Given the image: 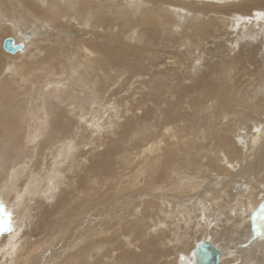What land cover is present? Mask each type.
Wrapping results in <instances>:
<instances>
[{
    "label": "bare ground",
    "instance_id": "obj_1",
    "mask_svg": "<svg viewBox=\"0 0 264 264\" xmlns=\"http://www.w3.org/2000/svg\"><path fill=\"white\" fill-rule=\"evenodd\" d=\"M246 15L251 16L249 20L243 19ZM113 25L124 28L120 31L124 46L117 42L112 45L119 35ZM7 36L16 44L23 43L24 49L6 53L2 42ZM157 43L163 44L167 61L161 57L164 55H145ZM242 70V74H248L246 78H239ZM166 71L177 80L170 87L163 81ZM176 72L182 78L175 77ZM147 75L149 82L143 79ZM124 76L125 85L120 87ZM128 82L140 84L137 93L141 97L137 100L133 92L127 98H118L128 91ZM143 85H150L148 92ZM166 85L170 90L165 91ZM26 93L30 99L24 102ZM54 95L60 104H50L49 96ZM38 100L43 101L36 111V118L41 116L37 133L52 127L63 138L56 146L60 154L51 157L55 171L49 174L53 173L54 179L50 183L52 178H46L41 188L34 185V196L41 194L46 199L55 193L63 195L81 182L96 195L101 180L89 175L92 168L80 177L87 163H74L72 159L71 179L76 180L70 181L58 175L63 167L56 166L55 161L76 153L83 142L80 135L87 130L90 136L86 138H93V142L95 133L99 136L111 127L117 130L120 124L122 139H133L132 149L121 152L120 146L115 148L118 164L125 167L119 179L123 182L128 177L121 191L141 184L145 187L143 199L139 200L140 195L135 205L132 193L123 196L121 201L127 200L122 203L128 208H119L122 214L116 213L109 227L93 239L90 251L101 252L103 258L94 260L92 255L84 258L79 254V258L71 256L69 264H131L137 254L139 259L147 252L150 241H155L158 248L150 251L151 258L145 256L148 264H183L185 259L186 264H195L194 249L204 242L219 250V264H264V238H257L250 229V215L264 200V0H0V149L4 153L18 149L20 134L25 132V110L31 111L29 103L38 104ZM147 101H154L155 108L146 106ZM162 101L166 104L161 108ZM131 106L141 110L134 115L136 127L130 117L123 116L131 112ZM119 111L122 122L114 119ZM70 120L74 124L68 130ZM189 135L192 139L185 140ZM248 152L254 154L252 160ZM135 159L141 160L136 167L132 166ZM23 160H13V175ZM224 161L232 163L229 168L234 178H228ZM240 163L245 164L244 169L236 171ZM184 170L193 175L186 176ZM110 188L117 190L116 186ZM64 219L62 214L58 224ZM107 235L111 236L108 241L101 240ZM121 238L140 252L118 254L119 248L113 247ZM71 245L63 250L71 254ZM169 251L176 253L173 261L168 259ZM155 253H160L157 260ZM110 254L116 258L112 260Z\"/></svg>",
    "mask_w": 264,
    "mask_h": 264
},
{
    "label": "rangeland",
    "instance_id": "obj_2",
    "mask_svg": "<svg viewBox=\"0 0 264 264\" xmlns=\"http://www.w3.org/2000/svg\"><path fill=\"white\" fill-rule=\"evenodd\" d=\"M232 13H230L229 15L231 16ZM241 17L243 18V16H241ZM249 17H251V16L250 15L249 16L246 15V16H244L243 19L249 20ZM143 26L144 27L146 26L147 28L146 27L145 28L147 30L151 29V27L146 25V24H144ZM112 28L116 29L115 30L116 35L117 34L120 35V36L118 35V36L114 37L113 40H115V42L113 41L112 45H115L116 42L120 43V41H122L121 40L122 37H121V32L120 31H122L124 28H121V27L116 28L114 25L112 26ZM140 28H141V30L145 29L142 26H140ZM119 29H121V30H119ZM146 29H145V31H146ZM117 31H118V33H117ZM218 41H220V40H218ZM130 43H131L130 45H138V43H136V44H134V42H130ZM120 44H118V45H120ZM162 45L163 44H159L158 45V43L156 45H153L152 47H154V48L156 47L157 49L156 48L155 49L151 48V49H149L150 53L146 52L145 55H147V56H148V54L153 55V56L164 55V56H161V57H163L167 61L168 60V57H167L168 55L166 53H162V51L165 52V49L162 47ZM121 46H124V45L121 44ZM208 46L209 45H207V47ZM158 47L159 48L162 47L163 49L162 48L159 49ZM213 47L214 46L211 44V49H213ZM156 50L157 51L161 50V52H157ZM183 50H184V48H183ZM203 68H205V67H203ZM186 69L187 68H185V70ZM167 72L168 71H166V75L169 78L167 76H165L163 78V81H167V82H164V84L166 83L168 85V87H170L177 80L173 79L174 77H172ZM242 72H245V70L244 71L243 70L239 71V78H240V76L241 77L244 76V78H246V76L248 74H245V73L242 74ZM177 76L182 78L183 75L177 73V75L175 77H177ZM148 78H149V75H147L146 77L143 76V79H145V81H147V82H149ZM237 78H238V75H237ZM125 80H126L125 76L121 77L120 83L118 85L120 87L124 86L125 85ZM62 81H63V83L67 82V81H64V80H62ZM123 83H124V85H123ZM130 83H132V82H128V84L126 85V89H128V91L125 92V93L121 92L120 95L121 94L122 95L121 96L119 95L118 98H122V97L123 98H127L132 92H133L135 100H137L139 97H141L137 93V92L141 91L140 84L133 83V85L135 84L134 87H133V85L130 84ZM188 83H190V82H188ZM150 84L152 85V83H150ZM167 85L163 87L165 89V91L166 90L167 91L170 90V88L167 89L168 88ZM143 86L145 87V91L148 92L150 85H147V86L143 85ZM132 89H133V91H132ZM129 92H131V93H129ZM134 92L137 93V94H135ZM27 94L28 93H26V97L23 99L24 102H25V100L30 99V98H27L28 97ZM124 95H125V97H124ZM55 96L56 95H54L52 98H50V96H49L50 104H52V105L53 104L54 105L55 104H60V102L57 101L59 99H57ZM111 99H113V96H112ZM111 99H110L109 103L113 102V101L111 102ZM38 101H40V103H38V104L35 101H33V102L31 101L29 103V106L31 105V108H32V109L31 108L29 109L31 111H28V110L26 111L25 110V112H26L25 116L26 117H25V122L23 124L24 128H25V130H24L25 132H23V133L21 132L23 135L20 134V136H21L20 137L21 138V144L20 145L21 146L19 145L18 149H15V151L13 150V153L16 152V151H18V152L14 153V154L12 152L11 153L10 152L4 153L0 149V196L3 197V198H0V264H35L36 261L38 262V264H46V263H43V261H46V260L48 262L50 261L48 264H53V263L54 264H56V263L57 264H65V262L66 263L68 262V264H69V261L70 262L72 261V257L71 256H75V257L79 258V254L81 256H83L84 258L85 257H90L92 255L94 257V260L96 258L99 259L100 257L103 258V254L101 252H99V251H90L91 245L95 243L93 239H96L97 236L101 235L103 228H108L109 227L110 223H112L114 221V216L116 215V213L119 212V214H122L120 209H122V208L127 209L128 208V207L123 205V203H126L127 200L122 199L123 201H121V198L123 196H125L127 193L128 194L132 193V194H130L131 195L130 198L133 196L132 198L134 199L133 202H134V205H135V202H136L135 199L136 198L139 199V196L141 195L139 200H142L143 199L142 197H143V195L145 193L144 184H143V187H142V184H141L139 186L133 187L132 189L127 187L128 189H126L125 191H121V188H120V187H124V189H125V184L127 182H124V181L125 180L127 181L128 177H126V179H125V177L123 178V182L124 183L121 182L122 178H121V180L119 179L121 177L120 173H122V171H124L125 167L123 165L124 168H122V164H118L117 160H120L119 157H118L119 153H118L117 149H115V148H117V146H120V150L122 152L123 150L128 149V148L131 147L130 144L132 143L133 139H131V141L127 140V138H123L122 139V131H123V129H122V125L121 124H120V127L117 130L113 131V128L111 127L110 128L111 130L108 129L107 132H103L99 136H97L98 133H95L94 137L96 139L93 141L94 143L91 142V140L93 138L92 139L91 138H88V139L86 138V137L90 136V134L88 133V130H87L86 133H83V134L80 135V141H83V142H80L81 144L79 143L80 144L79 145V149H77L76 153H74V154L71 153L70 156H67L63 160H61V159L60 160H56L55 161V165L56 166L57 165H61V167H63V168H60L61 170L59 169L60 172L58 173V175L62 174V175H64L65 179L72 181L73 179L76 180V177H73V179H71L72 178V176H71L72 173L70 172V168L72 167V163H70V162H72V159L75 161L74 163L79 162L80 160L84 161L83 165H85L87 163V165H85L87 167L83 166L84 170L83 171L81 170L79 172L80 173V177L82 179V176L83 177L85 176V173H87V168H92L90 171H88V172H90L89 175L90 174H92V175L95 174L98 177V180L99 181L101 180L100 184L99 183L97 184L98 187L95 189V192H94V193H97V194L93 195V191L91 190V188L85 187L84 183L82 184V182H81V183L76 184L72 188L66 189L64 191L63 195L55 193L57 196L56 195L55 196H50L49 195V196H47L48 198H46V199L42 198L43 195H41V194H39V195L36 194V195H38V197L36 195L34 196V194H35V192L33 191L34 185H37L38 187H40V186L43 187L42 185H46V181H45L46 178H49V177L52 178L50 183L53 181V179H54V177H53L54 174L53 173L55 171V167L53 166L52 163H51L52 165L50 164V162H54V160H52L51 157L52 156L55 157L57 154H60L59 151H58V147H56V146L60 144V138H63L62 136H60L61 134H57L58 130L56 128L52 129V127H50L52 130L49 127H47V128L44 127L43 128L44 130H42V132L37 133L38 131H40L39 130V128H40L39 122H40L41 116L36 118V111L41 109L43 100H38ZM165 104L166 103L164 101H162V102H160L159 107L162 108ZM129 105H130V102L127 104L126 108H129ZM46 106H47V103H46ZM146 106L155 108L156 103L154 101H147L146 102ZM133 107L134 106H131V109H130L131 112L133 113V115L130 112V113L124 114L123 116L125 118L130 117L134 127H136L137 126V121H136V117L134 115L136 113H140L141 110H138L139 112L135 111V110H133ZM121 108L122 107H120L119 109H121ZM61 110H62V108H61ZM30 113H31V115H30ZM120 113L121 112L119 111V114L117 116L115 115L114 119H116V118L120 119L121 122H122L123 118H119L120 117ZM38 115H40V114H38ZM66 116L68 117L67 114H66ZM65 119H63V120H65ZM109 120L111 121L112 118H110ZM61 122H62V119H61ZM113 122L114 121H112V124H113ZM104 123H105V121H104ZM36 124L38 126H36ZM68 124H69V126H67L66 128L68 130H70L74 123L70 120V122ZM112 124H111V126H112ZM60 125L61 124H59L58 126H60ZM112 131L114 132L113 134H111ZM55 133L57 135H55ZM65 133H67V132H65ZM68 134H69V132H68ZM64 135L66 136L67 134H64ZM16 136L18 137V135H16ZM55 136H57V138ZM191 139H192V136L189 135L188 137H186L185 140H191ZM121 140H122V142H121ZM126 141H129V142H126ZM92 143L93 144L96 143L95 145H93L95 147V149L91 145ZM50 145H51V147H50ZM181 145H182V147L187 146V144H181ZM237 145H239V142H236V146ZM130 149H132V148H130ZM54 150H56V152ZM92 150H95V153H92L93 152ZM50 151H51V153H50ZM134 152H136V150ZM9 153H10V155H9ZM85 153H86V157L84 155ZM250 153L251 152H248V159L252 160L253 157H254V154L251 155ZM5 154H6V157H5ZM20 154H23L24 156L21 157V156H19ZM95 155H96V157H95ZM12 156H13V160L14 159H18V158H21V159L23 158L24 159L23 162L20 163V168L18 170H16L17 171L16 176L13 175V173H11V170L13 169V167H12L13 160L12 161L8 160ZM82 158H84L85 160L82 159ZM48 159H49V161H48ZM134 161H136V162H134ZM134 161H133L134 164L132 163V166L136 167V166L140 165L138 163L141 162V160L139 161V159H135ZM93 162H96V163H93ZM46 163H47V165H46ZM244 163L237 164V166H235V168L238 167V169L236 168V171H238L239 169H244L243 168L244 165H245ZM88 164H90V165H88ZM224 164L225 165L227 164L226 167L229 169L228 172L226 171V174L227 175L229 174L228 178L229 179L234 178V175H232V170H231V168H229V166H231L232 163L229 164V162H225L224 161ZM259 165H260V163H257L256 164V168H258ZM4 166L6 167V169H5ZM262 168H264V166ZM52 169H54V171ZM51 170L53 171V173L49 174V172ZM67 172H68V174H67ZM184 174L186 176L187 175H193V173H189L188 174L187 170H184ZM226 174H224V175H226ZM194 175H199V173H196ZM227 175L225 177H227ZM105 176H106V178H105ZM110 177H111V179H108ZM64 178L61 179V182H63ZM113 178H115V180ZM40 180L41 181L44 180L42 184H41ZM106 182H108V184ZM110 182L114 183V186L117 187V190L110 188V187H114L113 184L110 183ZM117 183L120 184V185L118 186ZM122 183H123V185H121ZM7 184H8V186H7ZM5 186H6V188H8L7 190H6V188H4ZM134 188H136L138 190L135 191L136 189H134ZM201 188H202V186L200 187V189ZM62 189L63 188H61V190ZM56 190H57V192H59L60 189L57 188ZM128 190H130V191H128ZM133 190H134V192H133ZM148 191H146V192H148ZM98 192H99V194H98ZM31 193H32V196H30ZM148 193H150V192H148ZM135 195L137 197H135ZM33 196H34V198H33ZM194 196L195 195H193L192 197H194ZM90 197H92V198H90ZM84 199H86V200H84ZM112 199L115 202H113ZM71 200H72V206L70 205L71 204ZM119 200L121 201V203L119 202ZM129 201L130 200H128V202ZM233 201L234 200L232 199L231 202H233ZM130 202H132V200ZM133 202L129 203V204H132V206H133ZM88 203H90V205ZM108 203H111L112 205L109 206ZM235 203H236V201L234 202V204ZM75 206H77L78 208H76ZM83 206L84 207L86 206V207L84 208ZM103 206H105V207H103ZM22 207H24V208H22ZM71 207H72V209H70ZM86 208L89 209V211ZM104 208H106V209L104 210ZM62 210H64V211H62ZM95 210H96V212H95ZM71 211L73 212V217L70 216V214H72ZM74 211H75V213H74ZM81 211L82 212L84 211V212L82 213ZM102 211H103V214H102ZM43 213H44V215H43ZM110 213H112V214H110ZM113 213H115V214H113ZM17 214H19V215H17ZM62 214H64V217H65L66 220L64 219V221H63L64 224L61 223L59 225L58 224L59 221H57V220H59V217H61ZM107 214L108 215L110 214L109 217H108ZM14 215H16V216H14ZM66 215H69V217L66 216ZM88 217H90V218H88ZM10 220H11V222H10ZM13 220L15 221V223H14ZM102 220H104L103 221L104 223L102 222ZM105 220L106 221L108 220V221L105 222ZM68 221H69V223H68ZM83 223H84V225H81ZM18 226H20V227H18ZM225 230H227V229H225ZM85 231L86 232L88 231V232L86 233ZM107 231H109V230H107ZM11 232H13V233H11ZM48 232H50V233H48ZM224 234H226V236L229 237L230 233L228 234V232H226ZM84 235H85V237H82ZM136 235H137V233L135 234V236L133 238H135ZM110 237H111L110 235L101 236V240L108 241L110 239ZM86 238H88L89 240L87 239V241H85ZM2 241H3V243H2ZM43 241H44L45 244L43 243ZM124 241L125 240L123 238H121L120 239V243L115 244V245H118V246L114 245V247H113V248H115V247L119 248V250L117 251L118 254L119 253H130L132 251L137 252V250H138V252H140L139 248H134V247H130L129 245H125ZM74 244H79V246L76 247ZM70 245L72 246L71 247V249H72L71 254L69 252L66 253L64 251ZM101 245L102 244L100 243L98 245V247L101 246ZM85 246H86V251L87 252L85 251ZM154 248H158V244L157 243L155 244V241H150L149 242V246L146 247L147 252L145 254H143L141 256V258H139V259H138V254H137L136 257H135V260L131 264H148L147 263L148 259L145 256L148 255L150 257V251H154L153 250ZM163 251H164V249H163ZM179 252H181V250L178 251V253ZM169 253H170V255H169L168 259L169 260L174 259L176 253L174 251H169ZM154 255H152V256H154L156 260L159 259L160 253H155ZM59 256H60V258H59ZM66 256H68V257H66ZM69 257H70V259H69ZM110 257L112 258V260H114L116 258V255L112 256L110 254ZM132 258L133 257H131V259ZM53 259H54V261H53ZM131 259H130L129 262H131ZM184 261L185 262H183V264H186V262L188 260L185 259ZM80 264H82V262ZM150 264H152V263H150Z\"/></svg>",
    "mask_w": 264,
    "mask_h": 264
},
{
    "label": "water",
    "instance_id": "obj_3",
    "mask_svg": "<svg viewBox=\"0 0 264 264\" xmlns=\"http://www.w3.org/2000/svg\"><path fill=\"white\" fill-rule=\"evenodd\" d=\"M2 49L6 53L15 54L24 49V44H16L12 37H6L2 42ZM250 229L257 238H264V200L257 204L250 215ZM220 260L219 250L208 242L200 243L194 249L195 264H219Z\"/></svg>",
    "mask_w": 264,
    "mask_h": 264
}]
</instances>
